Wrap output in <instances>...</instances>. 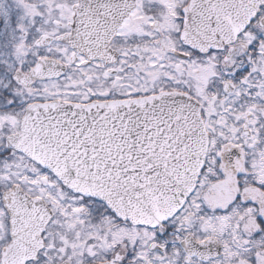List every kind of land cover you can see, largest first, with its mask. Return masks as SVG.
<instances>
[{
	"label": "snow or ice",
	"instance_id": "snow-or-ice-1",
	"mask_svg": "<svg viewBox=\"0 0 264 264\" xmlns=\"http://www.w3.org/2000/svg\"><path fill=\"white\" fill-rule=\"evenodd\" d=\"M0 264H264V0H0Z\"/></svg>",
	"mask_w": 264,
	"mask_h": 264
}]
</instances>
